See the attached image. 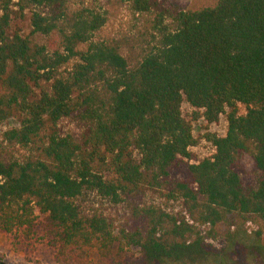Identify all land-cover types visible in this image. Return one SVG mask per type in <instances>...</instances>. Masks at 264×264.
<instances>
[{
  "label": "trees",
  "instance_id": "1",
  "mask_svg": "<svg viewBox=\"0 0 264 264\" xmlns=\"http://www.w3.org/2000/svg\"><path fill=\"white\" fill-rule=\"evenodd\" d=\"M67 2L0 0V124L18 121L0 137V232L39 234L56 263L91 249L113 262L117 246L127 254L114 264H264V0L170 13L126 0L153 16L135 63L119 43L95 41L102 16ZM222 115L225 136L205 134L214 153L195 162L192 124ZM67 119L79 134L60 132ZM148 189L184 216L137 204L116 228L78 204L94 193L118 205Z\"/></svg>",
  "mask_w": 264,
  "mask_h": 264
},
{
  "label": "rangeland",
  "instance_id": "2",
  "mask_svg": "<svg viewBox=\"0 0 264 264\" xmlns=\"http://www.w3.org/2000/svg\"><path fill=\"white\" fill-rule=\"evenodd\" d=\"M163 9L170 12L198 10L213 5L216 0H154ZM16 12L17 8L12 7ZM67 10L70 13L84 10L96 13L105 20V25L94 35L95 41H106L119 43L122 48V54L130 63H135L141 56V50L148 41L147 34L150 32V22L153 16H143L134 14L130 8V4L126 0H68ZM28 17V13H25ZM13 22L17 29H21L23 33L30 32L27 21H20L18 13H14ZM43 41V39L41 40ZM192 109L186 104H182V114L185 117L190 116ZM245 109L239 106V114L243 115ZM17 119H10L0 124L1 134L11 128L18 126ZM193 135L197 140V145L190 149L195 157V162L209 158L213 155L212 146L204 139L205 134H215L218 137H224L227 131L226 116L222 115L218 122L207 125L203 121L192 124ZM59 130L62 134H79L80 126L73 119L63 120L59 124ZM245 167L250 175H253V169L249 160H245ZM247 179H252L248 176ZM160 190L148 189L140 192L136 196L125 200L124 202L114 205L107 200H103L94 193L84 194L78 201L82 210L86 213L97 212L103 214L113 221L116 228L124 226L128 219L131 208L134 205L158 207L171 216H184V209L179 201H167L161 194ZM188 220V217L186 219ZM191 223V222H190ZM226 225V224H225ZM227 226V225H226ZM226 226L220 227L218 234L226 230ZM210 227H200L203 234L208 232ZM248 231L256 229L254 225H246ZM222 237L218 235L216 241L211 243L215 246L219 245ZM120 253L118 247L114 246L110 253L109 259H100L96 249L89 251V256L85 261H70L67 263H56L54 261V250L40 241V235L30 240L19 238L18 233L7 235L0 232V264H114L122 261L124 255Z\"/></svg>",
  "mask_w": 264,
  "mask_h": 264
}]
</instances>
